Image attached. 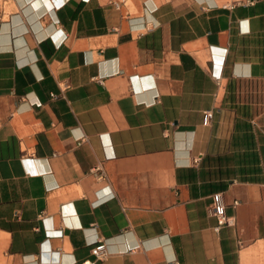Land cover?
<instances>
[{
    "label": "crops",
    "instance_id": "1",
    "mask_svg": "<svg viewBox=\"0 0 264 264\" xmlns=\"http://www.w3.org/2000/svg\"><path fill=\"white\" fill-rule=\"evenodd\" d=\"M85 261L264 264V0H0V264Z\"/></svg>",
    "mask_w": 264,
    "mask_h": 264
},
{
    "label": "built area",
    "instance_id": "2",
    "mask_svg": "<svg viewBox=\"0 0 264 264\" xmlns=\"http://www.w3.org/2000/svg\"><path fill=\"white\" fill-rule=\"evenodd\" d=\"M125 0H107V4L114 5L116 8L120 9L121 5ZM67 88V86H65ZM63 88V90L65 89ZM53 97L57 96L52 94ZM213 213L218 218L219 226L221 225H232L234 221L226 213V205L221 193H215L213 195ZM92 253L97 259H104L108 256L109 251L107 245L104 241H99L93 245ZM83 264H89V261H85Z\"/></svg>",
    "mask_w": 264,
    "mask_h": 264
}]
</instances>
